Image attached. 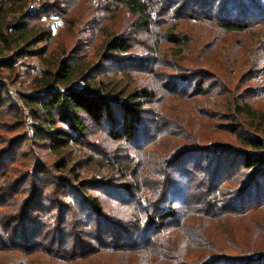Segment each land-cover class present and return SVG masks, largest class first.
Instances as JSON below:
<instances>
[{"label": "trees", "instance_id": "obj_1", "mask_svg": "<svg viewBox=\"0 0 264 264\" xmlns=\"http://www.w3.org/2000/svg\"><path fill=\"white\" fill-rule=\"evenodd\" d=\"M73 5L81 14L91 6L90 0H0L6 52L0 70L24 80L25 60L43 65L27 75L29 92L12 91L0 79V128L25 127L21 136L0 137V264H264V252L228 253L231 241L219 240L230 236L223 219L239 207L264 205V136L250 132L262 129L264 112L236 102L233 112L251 120L232 132L242 146L194 143L193 123L202 126L207 113L189 97L204 96L206 80L193 68L165 78L156 68L161 43L184 44L186 33L198 43L204 35L196 26L215 23L232 33L264 23V0H98L87 37L74 36L89 48L94 34L103 35L95 59L85 49L76 59V43L73 53L64 46L48 64L53 27L40 19L73 17ZM126 18L129 25L115 26ZM189 23L195 27L185 30ZM201 62V71L216 70ZM138 74H159L163 89ZM172 98L178 99L170 111L165 103ZM92 127L110 139L103 152L90 141ZM170 130L178 134L153 169L149 151L164 150ZM75 145H91L100 159L75 158ZM41 148L55 156L51 164Z\"/></svg>", "mask_w": 264, "mask_h": 264}, {"label": "rangeland", "instance_id": "obj_2", "mask_svg": "<svg viewBox=\"0 0 264 264\" xmlns=\"http://www.w3.org/2000/svg\"><path fill=\"white\" fill-rule=\"evenodd\" d=\"M47 1L53 3L54 0ZM97 1L98 0H90L91 6H89L87 11L83 14H81L83 10L80 6L73 5V17L63 13L61 17L52 15L40 19L43 25H46L48 28L51 25L53 27L51 45H49L46 54V63L50 64L57 60L64 46L69 49L68 53L70 55L75 51V48L72 47H74L76 43L80 44L74 56L76 59H80L79 54L82 49L88 51L85 56H90L92 60L95 59L93 55L97 47H99L103 35L100 32L94 34L91 40L92 45L89 48H86L82 40L74 38V36L86 33L87 37L91 25L95 24L90 20L91 14H89V10L93 4H97ZM114 24L119 27L124 24L129 25L130 22L126 18L123 21L118 19ZM187 25L188 26H185V30L190 27H195V25L191 23ZM196 27L201 30L204 35L198 43H194L191 39V35L187 33L188 40L184 44L174 45L173 42L170 41H163L161 43L162 50L161 53L158 54L159 64L156 68L160 70L159 74H161V78H165L169 75L174 76L180 73H187L188 69L193 68V71L197 69V71L200 72L198 77L203 76L206 80L203 89H206L207 93L204 96H197V98H195V95H190L189 99H192V104L195 107L204 109L207 116L203 118L202 126L200 123H193L192 128L194 129V134H190L188 138L194 139V143H196L195 140L201 143L215 141L221 143L231 142L237 146H242L241 135L232 132L235 128L242 126L244 122H251V120H248V117L243 115L240 111L239 113L233 112V107L236 105L237 101L240 103L247 102L258 109L260 113L264 112V23L259 22L254 27L250 26L244 32L232 33L218 28L215 23H210V25L209 23L201 24ZM161 28L164 32L166 25ZM197 49H200L201 53ZM0 53H3L0 54V57L6 54L5 51L1 52V50ZM201 60L204 61L207 68H210L212 64L216 66V70L214 69V71L209 72L201 71L202 69L198 68L202 63ZM42 67L43 65L36 59L25 60L23 65L21 64L19 67L20 72L23 73L22 76H26L24 80L19 78L15 70L12 71L9 69L0 70V79L7 81L12 91L23 89L29 92L31 89L28 90L27 85L30 84L29 82L31 79H29L27 75H29V73H31V75L39 73ZM211 74L213 76H211ZM158 75L156 77H149L144 74H138L137 79L142 80L144 83L155 85L159 89H163V81L161 79L159 80ZM211 77L214 80H219V83L212 85L213 79H211ZM177 99L178 98L168 99L165 103L170 111L172 108L169 102ZM155 109L158 110V107ZM180 116L183 117V115ZM3 120L8 121V118ZM172 123H174L176 127L174 120H172ZM182 124L183 122H179L177 126L179 125L180 127ZM4 125L5 127H9L10 131H5L0 128V137L12 135L21 136L25 130V127L22 129L19 128V123H16L15 126L13 123H9V126L6 124ZM13 127L16 130H12ZM174 130H176V128ZM91 131L95 132L92 137L89 136L91 139L90 141L94 142L93 144L96 145L95 149H97V151L101 150L103 152L105 148L109 146L108 140L110 139L106 137L103 132L93 127ZM250 132L264 136V126H262L261 130H253ZM177 134L172 135L170 130L164 138L166 144L165 149L162 150V148H159V151L155 153L149 151L151 155L150 159L153 161V169H157L155 163L157 158L166 155L171 148L170 142L175 139ZM189 142L191 141L188 139L187 143ZM112 145L118 144L114 143ZM93 151L94 150H91V145L88 147L75 145L73 147L75 158H78L81 153H88V155L95 160L100 159V154ZM41 154L42 159L50 164L55 159V156L46 148H41ZM20 169L24 171L26 170V166ZM234 185H236V183L226 186L223 189L225 190L223 194L230 193ZM0 200L1 202L4 201L3 198ZM3 209H7L6 211L12 210L10 206ZM221 225L225 231V236H230L228 239L220 237L219 240L224 242L231 241V244L227 246L228 251L225 252L239 255L264 252V205H257L253 207V209L252 207H239V214L231 215L229 218L223 219ZM16 260L19 259L17 258ZM239 264L244 263L239 262Z\"/></svg>", "mask_w": 264, "mask_h": 264}]
</instances>
